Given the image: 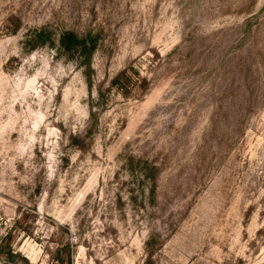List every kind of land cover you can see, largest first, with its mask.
<instances>
[{
    "label": "rangeland",
    "instance_id": "374dc122",
    "mask_svg": "<svg viewBox=\"0 0 264 264\" xmlns=\"http://www.w3.org/2000/svg\"><path fill=\"white\" fill-rule=\"evenodd\" d=\"M0 264H264V0H0Z\"/></svg>",
    "mask_w": 264,
    "mask_h": 264
},
{
    "label": "trees",
    "instance_id": "16d2710c",
    "mask_svg": "<svg viewBox=\"0 0 264 264\" xmlns=\"http://www.w3.org/2000/svg\"><path fill=\"white\" fill-rule=\"evenodd\" d=\"M61 45L63 46V48H65V50H67L68 52L72 51V50H80L83 53L89 52V54L92 53V51L94 50L93 45L91 46L90 43L86 40V39H81L78 36H76L75 34H65L63 35V37L61 38ZM143 173L145 174V177L150 179L152 178V192H154V189L156 186V177L157 174L159 173V168L155 165H148L146 167L142 168ZM151 171V174H154L153 177H150L148 175V173Z\"/></svg>",
    "mask_w": 264,
    "mask_h": 264
}]
</instances>
